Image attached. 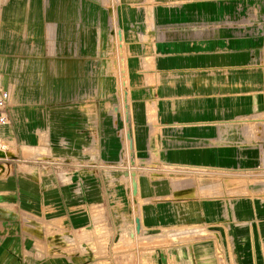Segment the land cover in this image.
Wrapping results in <instances>:
<instances>
[{
	"label": "crops",
	"instance_id": "obj_1",
	"mask_svg": "<svg viewBox=\"0 0 264 264\" xmlns=\"http://www.w3.org/2000/svg\"><path fill=\"white\" fill-rule=\"evenodd\" d=\"M118 1L123 11L126 3L138 2ZM85 2L0 0V78L12 91L11 105L7 109L8 122L0 126V136L9 145H14L11 150L8 148L9 156L0 160V168L6 169V174L0 176V264H68L69 258L65 255L57 260L51 256L38 260L37 230L52 228V225L50 222L37 224L33 218L36 211L46 216L60 215L63 230L72 226L69 217L76 219L73 228L87 226L88 214L82 209L85 203H100L107 219H111L112 206L118 201V195L109 183L106 184L108 180L103 181L100 170L101 167L109 171L113 168L109 164L110 158L116 157L120 149L116 125L111 123L118 113L116 107H106V102H100L99 98L85 101L88 103L78 98L70 102L62 93L58 95L51 90L41 94L31 90L58 86L53 80L41 81L35 79L41 76L33 75L32 71L38 74L44 71L45 59L52 63L53 70L60 71L68 79L76 72H84L85 55L98 54L101 28L86 25ZM111 20L115 26L112 39L117 51V58L113 60L114 65L117 64L120 91L118 109L125 119L126 99L135 103L136 116L132 121L136 145L140 151L148 152L150 161L157 159L160 153L166 163L198 167L222 169L255 163L257 155L247 150L245 139L252 135L247 124L255 123L264 113V34L260 46L245 34L244 25L234 24V20L226 15L207 20L203 26H190L185 32L163 28L154 31L145 68L142 60L140 62L142 55L137 54L136 58L133 55L136 52V32L126 22L117 24L115 15ZM148 20L150 27L146 34L151 36L153 14ZM118 28L125 32L120 46L116 40ZM58 35L61 39L60 66L53 59L57 50L52 51ZM42 38L46 43L39 47ZM126 41L131 45V66L127 60ZM20 50L24 54H17ZM33 55H36L37 67L31 70L28 64ZM138 73L151 76L145 81L142 76L137 77ZM128 78H132L131 89ZM63 86L67 88L69 85L66 82ZM152 120L156 124L149 125ZM155 126L158 131L154 135L152 129ZM257 127L258 132L264 128L259 123ZM126 130L123 131L125 151L128 145ZM32 147L44 148L47 152H33ZM87 150L90 153L101 151L107 158L89 161L87 167L90 169L86 171L92 175H85ZM29 155H43L37 159L44 157L49 167L60 168V171L68 172L74 168L70 169L71 174L78 173L71 176H75L72 186L65 183L68 178L58 180L49 176L46 179L24 171L22 162L29 163ZM149 159L139 169L150 170ZM135 160L139 161L136 156ZM118 180L125 183L127 178L119 177ZM137 185L148 190L146 196L161 191L153 188L155 192H149L147 180ZM140 195L139 190L138 204L147 203L148 200ZM176 197L172 193L158 199L173 200ZM257 199L235 200L231 210L227 211V218L233 222L231 233L238 264L261 263L256 239L260 231L264 233V216L257 208ZM220 204L203 206L194 202L190 206L196 214L205 213L212 217L220 211L223 206ZM175 214L173 203L146 205L139 216L141 228L134 225L138 239L149 243L151 234L158 238L155 245H168V249L157 250V264H167L166 250L170 258L175 259L169 244L176 240L167 244L164 238L166 234H175L176 229H152L173 225ZM256 220L260 231L255 227ZM109 228L117 230L112 224ZM102 231L105 228L95 225L93 232ZM73 232L79 240L89 237L84 230ZM23 247L28 248V255L21 252ZM192 251L197 254L198 248H192Z\"/></svg>",
	"mask_w": 264,
	"mask_h": 264
},
{
	"label": "rangeland",
	"instance_id": "obj_2",
	"mask_svg": "<svg viewBox=\"0 0 264 264\" xmlns=\"http://www.w3.org/2000/svg\"><path fill=\"white\" fill-rule=\"evenodd\" d=\"M85 1L86 25H90L91 28L99 25L101 28L98 54L85 55L87 60L84 72H76L73 77L68 79L64 78L65 74L53 70L52 63L45 59L44 67L42 66L44 71L39 74L32 71L33 75L41 76V78L36 77L37 80L41 79V81L46 82L53 80L58 83V86L54 89L36 88L31 90L41 94L51 92V90L53 93H58V95L62 93L67 96L65 98H68L70 102L78 98L81 101L83 100L84 103H88L85 101L99 98L100 102H106V107L108 105L116 107L118 113L116 119H111V123L113 126L114 123L116 125L120 149L116 157L110 158L112 161H109V164L113 165V168L109 171L101 167L100 170L103 181L108 180L106 184L109 183L118 195V201L112 206L111 219H107L105 208L100 203H85L82 209L87 211L88 214L85 219L87 226H74L73 228L72 226L77 224L76 219L69 217L72 226L64 227L63 230L61 225H64V223L60 215H41L42 212L39 213L35 210L36 213H33V218L36 219L37 224L50 222L52 225V228L45 227L37 230L36 256L38 260L50 256L57 260L65 255L69 258L68 264H103L105 262V264H157V250L168 249V245H155L158 238L151 234L148 237L149 243L138 239L134 231V225L137 218L141 223L139 216L141 209L145 208L146 205L173 203L176 213L173 225L152 229H176L175 234H166L164 238L167 244L170 243L168 242L170 240H176L169 244V246H172L171 250L175 253V259L170 258L168 250L164 254L167 264H238L231 233L233 222L227 218V211L231 210L235 200L241 198L254 200L258 198L257 208L264 216V128L258 132L257 127L258 123L264 126V113L257 118L258 120L255 123L249 122L247 124V127L251 128L252 135L246 137L245 144L248 146L247 150L257 155V159L253 164L222 169L198 167L179 163H166L167 161L162 158L160 153H158L157 159L150 161L148 152L140 151L136 145L132 121L136 116L135 103L128 98L126 120L122 118L118 109L120 91L117 83V64L114 65L113 60L117 58V51L114 45L115 42L112 39L115 26L111 18L115 15L117 24L126 22L129 28L136 32L134 39L136 52H133V55L136 58L137 54H141L140 62L142 60L146 68L147 65L145 64L148 59L146 53H149V44L157 30L165 28L185 32L190 29V26H203L205 21L220 18L224 15L234 20V24L244 25L245 34L254 38L257 44L261 46L264 34V0H138L136 4H133L132 1L126 3L124 11L121 2L118 0ZM152 14L154 16V24L151 26L153 31L152 35L148 36L146 34L150 27L148 18ZM124 36L125 32L118 28L116 40L119 46L122 44L121 39ZM40 41L39 47H43L46 43L45 38ZM60 42L61 39L58 35V40L52 44V51L57 50V55L53 56V59L59 66L61 57ZM108 42H110L109 46ZM29 43L30 41H28ZM125 45L128 64L131 66L133 63L131 59L132 52H129L131 45L129 46L127 41ZM119 52L122 51L119 49ZM20 53L24 54V51L20 50L17 54ZM36 65V55H33L29 60L28 68L34 70L37 67ZM138 68L140 70L144 69L143 67ZM140 76L146 81L151 75L138 73L137 77ZM66 82L69 85L67 88L63 86ZM149 82L151 83V79H149ZM128 86L131 89L132 78H128ZM151 124H156V121H150L149 125ZM124 129H127L126 131L132 137L131 151L133 157L136 156L139 161L144 158L146 163L149 159L150 170L147 168L139 169L140 164L136 160L133 163H127V155L123 145ZM152 130H155L154 135L158 131L156 126ZM13 146L9 145L8 142L6 147L11 150ZM33 149V152L36 150L47 152L44 148ZM25 152L28 153V151ZM29 156H31L30 161L28 160L29 163L22 162L24 171L32 175H41L46 179L49 176L56 177L58 180L68 178L65 183H68L69 187L72 186V178L74 179L75 176H71L78 173L76 171L75 174H71L70 169L74 170V168L69 167L68 172L66 170L60 171V168L49 167L44 157L37 159L43 155ZM92 159L99 161L107 158L101 151L90 153L87 150L84 156L85 175H92L91 172L86 171L90 169L87 166ZM128 164L131 167L133 166V168H130L131 170L128 168ZM165 165H170V167H164ZM131 172L134 173L131 174ZM2 174H6L4 167L0 168V176ZM119 177L127 178V181L125 183L123 181L119 182ZM131 178H134L136 193H133V180ZM144 180L149 181V192H155L153 188H156V191L159 188L160 193L151 197L146 196L148 190L145 191L137 185L138 182ZM139 190L141 192L140 196L148 200L147 203L138 204L136 196L139 195ZM172 193L178 197L173 200L158 199L159 196L161 198L163 195L168 196ZM194 202L201 203L203 206L205 204L215 206L217 203H221L220 205L223 206L214 216L207 217L205 213H195L196 210L190 206ZM111 224L117 229L116 231L110 230L109 225ZM95 225L105 228V231L93 232ZM255 227L257 231H260V224L257 220ZM81 230L86 231L89 237L82 240L77 239L73 231L78 232ZM256 241L262 258L259 264H264V233L260 231ZM192 248H198V253L195 254ZM103 251H106L105 255H103ZM21 252L24 255L29 254L26 247L21 248ZM160 256H162V253H160Z\"/></svg>",
	"mask_w": 264,
	"mask_h": 264
},
{
	"label": "built area",
	"instance_id": "obj_3",
	"mask_svg": "<svg viewBox=\"0 0 264 264\" xmlns=\"http://www.w3.org/2000/svg\"><path fill=\"white\" fill-rule=\"evenodd\" d=\"M262 51L264 54V45L262 46ZM11 97H12V91L9 87L5 86L0 78V126L5 125L8 122V118H7V109L8 107L11 105ZM127 103L128 100L126 99V102L124 104L125 107V119L127 118ZM127 112V113H126ZM126 136L128 138L129 141V147L130 150L132 148L133 142H132V137L130 136V133L127 131ZM124 138V135H123ZM8 145V141L6 139H4L2 136H0V160L7 158L6 153L8 152V147H6ZM130 157L131 159H133V154L132 151H130ZM146 160L144 158H141L139 161V164L141 166L145 165ZM134 172H131V174H133ZM131 180L134 181V178H131ZM138 219V218H137ZM136 223H135V227H136ZM141 228V223L139 221V229Z\"/></svg>",
	"mask_w": 264,
	"mask_h": 264
},
{
	"label": "bare ground",
	"instance_id": "obj_4",
	"mask_svg": "<svg viewBox=\"0 0 264 264\" xmlns=\"http://www.w3.org/2000/svg\"><path fill=\"white\" fill-rule=\"evenodd\" d=\"M127 141H128V138H127ZM130 147H129V141H128V145H127V148H126V151H125V154L127 155V162L128 163H133V162H135V157L133 158V159H131V157H130ZM6 155H7V153H6ZM130 161V162H129ZM128 166V168L130 169V168H133V166L131 167L129 164L127 165ZM131 170V169H130Z\"/></svg>",
	"mask_w": 264,
	"mask_h": 264
},
{
	"label": "water",
	"instance_id": "obj_5",
	"mask_svg": "<svg viewBox=\"0 0 264 264\" xmlns=\"http://www.w3.org/2000/svg\"><path fill=\"white\" fill-rule=\"evenodd\" d=\"M133 193H136V187H135V182L133 181ZM136 228L139 229V220H136Z\"/></svg>",
	"mask_w": 264,
	"mask_h": 264
}]
</instances>
